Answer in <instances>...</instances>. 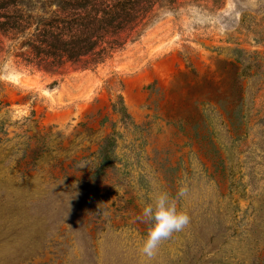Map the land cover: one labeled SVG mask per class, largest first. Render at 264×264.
<instances>
[{
	"label": "rangeland",
	"instance_id": "374dc122",
	"mask_svg": "<svg viewBox=\"0 0 264 264\" xmlns=\"http://www.w3.org/2000/svg\"><path fill=\"white\" fill-rule=\"evenodd\" d=\"M2 1L33 18L0 32V264H264V0H128L61 62L29 45L60 2ZM159 192L190 220L148 260Z\"/></svg>",
	"mask_w": 264,
	"mask_h": 264
},
{
	"label": "trees",
	"instance_id": "16d2710c",
	"mask_svg": "<svg viewBox=\"0 0 264 264\" xmlns=\"http://www.w3.org/2000/svg\"><path fill=\"white\" fill-rule=\"evenodd\" d=\"M58 1L57 9L39 19L34 39L29 40L35 54L57 62L78 60L98 53L96 49L104 51L120 46L124 43L120 34L130 30L138 20L132 14L138 5L130 6L128 0ZM32 18L14 1L0 2V32H24Z\"/></svg>",
	"mask_w": 264,
	"mask_h": 264
},
{
	"label": "clouds",
	"instance_id": "9594fccd",
	"mask_svg": "<svg viewBox=\"0 0 264 264\" xmlns=\"http://www.w3.org/2000/svg\"><path fill=\"white\" fill-rule=\"evenodd\" d=\"M184 191L185 189H180L178 195L182 196ZM142 217L151 221L140 248L148 260L155 255L162 240L182 231L190 220L187 212L178 209L176 199L167 192L156 193L147 202H143Z\"/></svg>",
	"mask_w": 264,
	"mask_h": 264
}]
</instances>
